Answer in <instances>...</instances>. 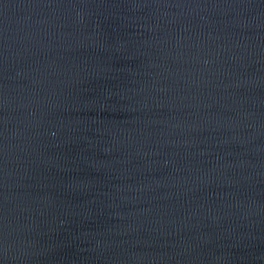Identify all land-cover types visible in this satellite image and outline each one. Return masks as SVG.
Listing matches in <instances>:
<instances>
[{"label":"water","instance_id":"95a60500","mask_svg":"<svg viewBox=\"0 0 264 264\" xmlns=\"http://www.w3.org/2000/svg\"><path fill=\"white\" fill-rule=\"evenodd\" d=\"M0 264H264V0H0Z\"/></svg>","mask_w":264,"mask_h":264}]
</instances>
